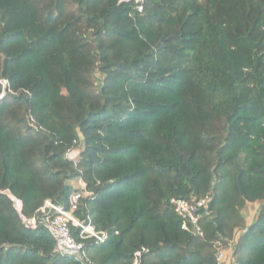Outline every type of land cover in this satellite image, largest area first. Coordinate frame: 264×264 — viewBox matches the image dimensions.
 I'll list each match as a JSON object with an SVG mask.
<instances>
[{"label": "trees", "instance_id": "16d2710c", "mask_svg": "<svg viewBox=\"0 0 264 264\" xmlns=\"http://www.w3.org/2000/svg\"><path fill=\"white\" fill-rule=\"evenodd\" d=\"M75 191L89 264H264V0H0V264H82L43 222Z\"/></svg>", "mask_w": 264, "mask_h": 264}, {"label": "built area", "instance_id": "2783aa9c", "mask_svg": "<svg viewBox=\"0 0 264 264\" xmlns=\"http://www.w3.org/2000/svg\"><path fill=\"white\" fill-rule=\"evenodd\" d=\"M136 1L142 2V0ZM139 10L142 11L143 7L140 6ZM78 188L83 191L86 190V186L82 181L78 182ZM85 195V192H73L69 197L67 209L55 206L50 201H47L42 211H46L45 220L43 219L45 227L56 242L55 253L60 256L74 258L82 262V264H89L85 242L93 241L99 245L104 244L108 240V234L99 231L90 221L86 223L76 217ZM11 200L24 227L29 230H36L39 223H41L40 218L38 216H24L21 202L13 197H11ZM211 200L210 196L203 198L193 197L190 200L179 198L172 199L171 204L174 212L185 221L183 228L197 236H203L204 233L200 222L204 214L209 213ZM73 228L79 230L80 241L74 237ZM234 245L235 243L233 242H230L228 246L222 242L215 244L218 264H230V262H227V249L228 247L233 248ZM142 252H145V250L136 253L134 264H140L139 259Z\"/></svg>", "mask_w": 264, "mask_h": 264}, {"label": "rangeland", "instance_id": "374dc122", "mask_svg": "<svg viewBox=\"0 0 264 264\" xmlns=\"http://www.w3.org/2000/svg\"><path fill=\"white\" fill-rule=\"evenodd\" d=\"M77 155V156H76ZM70 158H74V159H78V151L76 150L75 152H71L70 154ZM73 185L75 188H78V181H74ZM260 204V203H259ZM259 204H252L249 203L246 208L243 210V213L247 219V227H249L251 224H253V222L255 221V219L258 216V209H259ZM246 227V228H247ZM246 228L241 229V230H237L236 231V236L245 232ZM235 236V237H236ZM231 242L236 244V240H232ZM235 248H229L227 249V262H230V264H234V253Z\"/></svg>", "mask_w": 264, "mask_h": 264}]
</instances>
